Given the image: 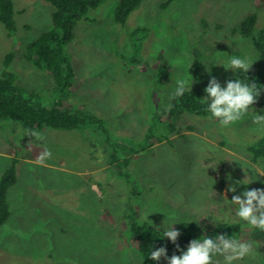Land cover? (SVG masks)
<instances>
[{"label":"rangeland","instance_id":"rangeland-1","mask_svg":"<svg viewBox=\"0 0 264 264\" xmlns=\"http://www.w3.org/2000/svg\"><path fill=\"white\" fill-rule=\"evenodd\" d=\"M119 1L104 0L89 12L64 46L80 83L77 96L66 98L102 118L105 130L49 128L34 131L43 137L36 139L22 123L0 121V150H13L19 159L18 182L9 190L11 216L0 226V264H146L129 244L133 213L139 224L161 231L183 221L204 230L240 225L227 236L253 243L259 254L236 264H264V232L241 221L231 201L245 190L264 189V158L253 161L249 150L264 136L253 123L257 113L264 116V86L250 112L227 128L188 112L176 119L175 130L158 119L170 109L177 79L192 77V91L202 100L212 77L222 86L239 79L242 72L223 67L231 55L256 63L254 42L234 29L254 13L261 27L264 5L172 0L165 7L168 0H142L121 24L115 20ZM12 2L15 30L0 23V76L13 73L34 102L52 106L60 89L29 45L52 28L54 6ZM162 70L168 81L160 78ZM151 128L153 145L142 152ZM115 147L119 161L112 164ZM45 150L51 158L40 162ZM12 164L0 157V175ZM246 174L252 183L237 184ZM230 186L236 193L226 191Z\"/></svg>","mask_w":264,"mask_h":264},{"label":"trees","instance_id":"trees-1","mask_svg":"<svg viewBox=\"0 0 264 264\" xmlns=\"http://www.w3.org/2000/svg\"><path fill=\"white\" fill-rule=\"evenodd\" d=\"M45 1L54 6L53 26L29 45V50L36 56L39 66L49 71L50 74L48 75L53 77L60 89L61 96L52 106L36 103L27 96L25 88L17 83L16 76L13 73L5 72L0 76V121L10 120L22 123L26 129L33 132L49 128L73 131L94 127L97 130H105L102 118L93 113L77 110L74 104L66 98L77 93L80 83L76 79L71 58L64 53V46L75 39V26L77 23L86 19L89 12L101 5L104 0ZM141 2L142 0H120L115 10L116 22L126 23L131 13L141 5ZM171 2L172 0H168L163 6L166 7ZM255 5L257 7L263 6L264 0H255ZM257 18L258 15L255 13L248 16L234 29V33H239L243 38L251 39L259 53L258 60L253 64L252 69L247 74L242 72L239 79L245 82H249V79L262 87L264 86V22L260 27ZM0 23L9 30H15L16 21L12 0H0ZM14 48L16 49V45ZM14 54L15 52L7 54L6 67L11 65ZM160 73L162 74L160 78L168 81L167 73L163 70ZM257 108L259 109L260 106ZM206 109L207 105L200 100L196 91L186 92L183 97L173 96L170 109L160 114L158 119L160 123H168L169 128L175 130L178 127L176 119L183 112L210 117V113ZM152 131L151 128L145 136V142L149 143L146 146L144 145L142 152L148 146L153 145V143H150L153 142L154 138ZM11 143L17 147L14 141H11ZM113 150L114 152L111 155L112 164L119 161L116 156V147ZM249 150L254 155L253 161L257 162L260 158H264V136L251 145ZM12 161L13 164L0 175V226H3L11 216L9 190L18 182L16 163L19 162V159L14 157ZM128 161L130 160L126 159V162ZM137 194H139L138 191ZM132 217L134 222L129 244L134 251L142 256L146 264H167V260L163 258L159 262L150 259L151 250L166 247L169 257L174 253L181 255L180 250L186 251L193 239H200L204 236L212 238L218 235L227 236L228 233L233 231H240V225H228L217 229L204 230L193 222L183 221L178 223L176 228L181 233L177 241L180 248L178 250L176 244L163 237L164 231L149 223L139 224L136 221L138 218L137 213H133ZM240 237L248 238V236L242 235Z\"/></svg>","mask_w":264,"mask_h":264},{"label":"clouds","instance_id":"clouds-1","mask_svg":"<svg viewBox=\"0 0 264 264\" xmlns=\"http://www.w3.org/2000/svg\"><path fill=\"white\" fill-rule=\"evenodd\" d=\"M253 64L250 57L231 55L226 66L223 67L226 70L247 74L252 69ZM189 76L191 77L190 74ZM248 81L245 82L242 79L228 80L226 86H222L215 77H212L205 89L206 98L201 100L207 105L206 110L210 113L209 118L217 120L223 128L242 120L248 114L249 109L258 102V97L261 95L260 86L249 79ZM193 83L192 77L190 79L187 77L177 79L174 97H183L186 92H192ZM253 123L257 126V131L264 134V116L257 113L253 117ZM31 136L36 139H43L42 135L37 132H32ZM46 158H51L50 151L42 152L38 160L43 162ZM246 177L243 181H237V184H251L247 174ZM226 191L236 193L237 188L230 186ZM231 201L238 206L236 216L241 221L264 232V189L245 190L242 196L233 195ZM174 225L164 230L163 237L176 244L177 249L180 250L177 241L181 233L175 229ZM180 251L181 255L174 253L169 257L167 248L160 247L151 250L150 259L159 262L163 258L167 260V264H221L216 257H222V264H236L237 261L246 258L255 259L259 254L253 243L238 239L234 235L231 237L218 235L214 238L204 236L200 239H193L186 251Z\"/></svg>","mask_w":264,"mask_h":264},{"label":"crops","instance_id":"crops-1","mask_svg":"<svg viewBox=\"0 0 264 264\" xmlns=\"http://www.w3.org/2000/svg\"><path fill=\"white\" fill-rule=\"evenodd\" d=\"M77 94H78V92H77L74 96L76 97ZM25 130H28V129L25 128ZM83 130H84V131H87L86 129H83ZM83 130H80V131H78V130H73V131H69V132H73V133L76 132V133H80V134H81ZM71 134H72V133H71ZM78 136L80 137V135H78ZM76 139H79V138H76ZM1 151H2V150H0V157H3V158L6 157L7 159H9V158L12 159V158H14V156H13V155H14V151H13V150H8L9 152L7 151V154H3L4 152H1ZM5 153H6V151H5ZM4 155H5V156H4Z\"/></svg>","mask_w":264,"mask_h":264}]
</instances>
